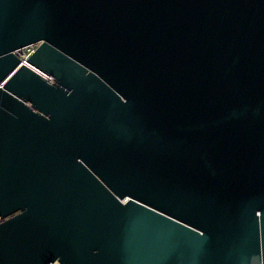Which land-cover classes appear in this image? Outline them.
<instances>
[{"label":"water","instance_id":"1","mask_svg":"<svg viewBox=\"0 0 264 264\" xmlns=\"http://www.w3.org/2000/svg\"><path fill=\"white\" fill-rule=\"evenodd\" d=\"M55 260L264 264V0H0V264Z\"/></svg>","mask_w":264,"mask_h":264},{"label":"built area","instance_id":"2","mask_svg":"<svg viewBox=\"0 0 264 264\" xmlns=\"http://www.w3.org/2000/svg\"><path fill=\"white\" fill-rule=\"evenodd\" d=\"M37 46H38V43H32V44H29V45H26L20 48L17 52L22 59H26L28 56H30L34 52ZM51 264H63V263L59 260H55Z\"/></svg>","mask_w":264,"mask_h":264}]
</instances>
